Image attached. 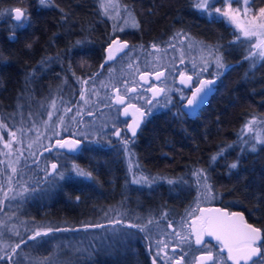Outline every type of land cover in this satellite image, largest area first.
Returning a JSON list of instances; mask_svg holds the SVG:
<instances>
[{
	"label": "trees",
	"instance_id": "16d2710c",
	"mask_svg": "<svg viewBox=\"0 0 264 264\" xmlns=\"http://www.w3.org/2000/svg\"><path fill=\"white\" fill-rule=\"evenodd\" d=\"M116 1L119 11L136 23L129 35L136 38L132 45L138 53L149 45L163 47L176 35L214 49L225 68L217 80L220 68L202 77L214 81L215 93L194 117L183 112L178 101L152 114L129 143L127 156L96 148L85 140L77 164L90 177L68 176L44 189L39 175L32 178L31 185L39 184V189L29 195L27 220L68 230L88 223L90 228L84 230L89 236L87 251L70 252L66 259L60 258L61 264H152L149 238L141 225L148 220L172 222L183 217L205 184L211 186V204L240 210L256 227L264 228V142L252 147V139L243 135L249 120L264 119V58L245 59L249 54L245 40H238L233 27L202 9L198 0ZM249 4L258 9L264 7V0H250ZM12 6L23 9L21 20L27 17L23 27L2 17ZM115 20L105 12L102 0H45L43 4L40 0H0L2 119L12 125L16 120L22 122L20 117L29 112L41 118L43 103L55 92L62 101L70 98L80 100L77 104H89L88 97L78 98L77 94L88 78L92 47L101 44L93 38L103 42L105 36L118 35L113 29ZM28 86L33 95L30 104L25 101ZM13 98L16 104L7 103ZM71 126L62 134L72 131L77 135V125ZM49 137L53 139L51 134ZM129 155L141 181L127 167ZM234 162L238 167L231 169ZM26 170L21 167L16 179ZM200 170L207 174V181L197 175ZM114 207L122 208L128 220L99 221L102 213L113 214ZM98 222L102 227H95ZM110 226L124 228L107 243H100L99 233ZM48 242L42 241L39 247ZM16 264H23L21 257Z\"/></svg>",
	"mask_w": 264,
	"mask_h": 264
},
{
	"label": "rangeland",
	"instance_id": "374dc122",
	"mask_svg": "<svg viewBox=\"0 0 264 264\" xmlns=\"http://www.w3.org/2000/svg\"><path fill=\"white\" fill-rule=\"evenodd\" d=\"M198 2L203 5L205 0H198ZM249 3L250 0L246 5L242 2H236V0H208V7L201 8L208 13L224 18L233 27L232 29L237 36L245 40L248 51L251 49L252 52L256 53L254 57L262 60L264 57L259 54L264 49L256 48L254 45L264 40V29L258 27L260 24H264V18H261L259 14V10L264 7L253 9ZM102 5L106 13L116 19L117 26L121 24V26H118V30L123 27H132L133 24L136 25V23H133V19L119 11L120 7L116 0H102ZM215 8H219L221 12L216 13ZM16 9H20L23 13V9L15 6L4 10L2 13V17L12 19L14 26H18L20 23L15 19ZM224 12L229 13L228 17L222 16ZM122 21L123 23H121ZM243 30L256 31L257 35L245 37ZM164 45L163 47L159 46L160 48L152 51L145 58H134L132 52H128V55H125L119 62L122 70H119L109 81L110 90L104 93V96L99 97L94 106L90 103L87 105L78 104L75 113H71L73 108L65 107L62 99L55 92L51 93L47 102L43 103L44 109L41 112V114L43 113L41 118H34L31 112L26 117H20L22 122L33 123L31 127L18 122V120H16L17 123L13 122V127H10L3 119L0 120V141L3 153L1 157L2 167L0 168L4 170L1 171L0 180L2 185L0 190L6 194L8 193V195L23 197L29 194L32 195L31 191L35 192L39 189V184L35 188L31 185L32 178L36 179L38 175L43 179L41 180L42 189L53 183L58 184L67 179L68 176L78 177L79 172L82 171L81 168L72 167L68 161H63V157L59 155L54 145L57 140H61L62 131H67V127L71 126L72 123H74V127L77 125L78 137L84 140L89 139L92 142L102 131V138L109 136L114 131L113 125L118 126L124 123L131 125V121L126 123L119 118L120 111L115 108V104H120L117 103V97L125 96L129 98L128 101H135L146 111L149 110V113L155 112L164 109L162 106L171 103L173 93H176L179 99L184 98L185 86L181 83L182 78L189 79L191 77L189 82H191V86H195L203 79L204 73H215L214 71L218 69L215 63L217 55H215L214 49L205 47L197 41L187 39L182 35H176ZM221 73L222 69L220 68L215 80L218 79ZM160 89L162 91H157ZM263 120L253 118L244 127L243 135H248L252 139V147L264 142ZM65 124H67V127ZM50 134L53 139L49 137ZM42 149L50 150L41 154ZM48 156H51V158L47 159ZM26 161H29L32 165L35 163L36 166H32L33 168L25 174L21 172L18 179H16L21 167H25ZM38 163L40 164L38 165ZM53 163L57 165L56 170L51 168ZM126 163L127 167H130L129 170L134 179L141 181L140 177L134 176L138 173H135L134 167L136 165L130 155ZM59 172L63 173V179L57 175ZM24 179H27L25 183ZM45 180L47 181L44 182ZM212 198L208 189L202 187L194 207L185 213L183 217L176 218L172 222H163L157 219L148 220L146 224H142L143 231L149 238L147 243L151 253L153 254L154 250V255L156 253H159V256L166 255L169 246L173 244L174 233L189 227L191 220L198 214V208L210 204ZM113 209V214L102 213L99 221L105 220L107 222L110 221L109 219L124 220L126 218L128 220V214L122 208L114 207ZM85 224L88 223L85 222L84 226L72 230L61 228V231H57L59 228H55L53 224L32 223L29 220L24 221L22 218L17 217L14 219L8 218V216L1 217L0 259L9 256L5 252L11 245L15 246V249H13L15 251H11V253L14 257H17L16 260L21 257L23 264H61L63 259L60 258L65 257L64 259H66L71 255L70 252L86 250L85 245L89 236L84 231L88 227ZM98 224L103 225L102 222H98ZM120 227L110 226L107 232H100L98 237L96 233L95 238L97 237L102 244L107 243L109 237L113 238L118 235L119 229L124 228V226ZM37 232L40 235L37 236ZM47 240L49 241L47 245L45 244L42 248L39 247L42 241ZM95 240H92V243ZM17 244L20 247L17 248ZM61 249H63V254ZM61 254L62 256H60Z\"/></svg>",
	"mask_w": 264,
	"mask_h": 264
},
{
	"label": "flooded vegetation",
	"instance_id": "af4514ba",
	"mask_svg": "<svg viewBox=\"0 0 264 264\" xmlns=\"http://www.w3.org/2000/svg\"><path fill=\"white\" fill-rule=\"evenodd\" d=\"M106 12V11H105ZM109 14V13H108ZM123 23V21L121 22ZM118 26H121L118 25ZM118 26L113 28L115 32L117 31L116 36L113 37H104L101 42V39L94 37V41L97 42L99 40V45L93 46L92 48V53H93V58L92 61L89 63L87 66L88 70V78L86 79L87 83H82L81 89L79 93L77 94L78 98H86L88 97L90 100V104L94 106V104L97 103V99L101 97L102 95L104 96V93L108 92L110 90L109 86V81L115 76L116 73H118L119 70H122L119 66V62L123 59L125 56V53L132 52V55L134 58H145L147 57L152 51L157 50V48H160L159 45H149L145 47L146 50H144L143 47H141L140 50L141 52L138 53V51L134 48L132 45V41H135L136 38L134 36L129 35V33L136 28V25L133 24L132 27H123L121 30H118ZM184 37V36H183ZM118 40L119 45L117 46V49L115 51H112L110 55L113 57V59L108 60V56L106 55V51L109 47V45L112 43L114 40ZM138 39V38H137ZM139 39H142V37H139ZM143 41V40H142ZM126 42L128 47L124 48L123 51H121V47L123 46L120 43ZM100 49V52L98 53V50ZM146 51V52H145ZM98 53V54H97ZM107 61V62H106ZM103 65V67H101ZM188 79V78H186ZM0 80H1V74H0ZM189 80V79H188ZM203 82L207 81H212L208 80L203 77L201 80ZM26 82H29V77L26 78ZM29 84V83H28ZM200 83L196 84L195 86H191V82L189 84H184V98L179 99V96L176 95V93H173L172 97L173 100L171 103L168 105L162 106L164 108L173 105L175 103H180V109L182 110V105L186 102V100L191 96L193 90L199 85ZM207 85V84H206ZM214 85V86H212ZM214 89L215 88V83L208 85ZM27 90H29L25 94V101L30 104L32 103L33 95L31 89L28 87H25ZM131 89V88H130ZM88 95V96H87ZM124 98V103L123 104H115V108L118 110L119 109V118H121L123 121L126 123L128 121H131V125L134 122L139 123V127L136 129V134L137 132L143 127V125L147 122V120L151 117L152 114L160 111H155L151 112L149 110L143 109L137 102L135 101H128L129 98ZM21 99V96H20ZM67 100L62 101L63 105L65 107H70L72 102L74 104L72 105L73 108H76L77 103L80 101H73V100ZM178 101V102H177ZM11 102L12 104H16L17 100L15 98L8 99L7 103ZM127 106H134L138 111L139 115H132V116H124L122 114V111L127 107ZM0 107H1V94H0ZM74 108V109H75ZM183 111V110H182ZM184 112V111H183ZM1 113V112H0ZM0 120H2L1 114H0ZM4 121V120H3ZM5 122V121H4ZM8 124L10 127L13 125L5 122ZM25 123L24 125L30 126L32 125ZM74 127V124L72 125ZM71 126V129H74ZM129 124H119L118 126H115V129H119L121 131V137L128 139L130 142L132 141L133 137L131 136V129L128 127ZM114 129V128H113ZM114 129V130H115ZM113 133V132H112ZM110 133L109 136H105L102 138L103 131L99 132L98 137H96L92 141V146L96 148H100L104 151H109V152H116L119 153L120 155L127 156L129 153V143L125 145L123 143L122 138H118L115 135ZM67 138H75L78 140H81L83 143L82 148L78 152H72V153H67L59 148L58 145L54 144L56 149L58 150L59 155L63 157L66 161H68L69 164L72 165V167H80L77 164V158L81 154V150L85 146V140L82 139L81 137H78L74 132L70 131L69 133L67 132L65 135L62 136L61 140L67 139ZM1 140V139H0ZM16 145V144H15ZM29 147V145H28ZM14 151V148L12 149ZM46 149L41 150V154L43 152H46ZM2 149H1V141H0V167H2ZM40 154V155H41ZM49 156L47 157V159ZM125 158V157H124ZM62 159V160H63ZM58 160V159H57ZM56 160V161H57ZM59 161V160H58ZM40 163H38L39 165ZM35 163H30L29 161L25 162V167H27L26 171H30L31 167L34 166ZM68 165V164H67ZM36 166V165H35ZM1 171H4L3 168H0V177H1ZM134 176H137L134 174ZM29 180V179H28ZM27 181V179H24V183ZM1 180H0V188H1ZM121 187L124 188V185ZM32 192V191H31ZM117 193V192H116ZM121 193H124V189L121 190ZM30 195V194H29ZM29 195H25L23 197H16L13 195H8L4 191L0 190V218L8 216V218H22L24 221L28 219V203L29 201ZM120 199V198H119ZM118 199V200H119ZM211 206H219V205H214V204H207L200 206L198 208V214L193 220H196L198 217L203 216L200 212L201 208L203 207H211ZM194 207V206H193ZM221 207V206H220ZM223 209L228 210L229 214H232L234 212H239L240 210H231L227 209L224 207H221ZM242 212V211H240ZM243 213V212H242ZM244 214V213H243ZM191 220V225L187 228H184L183 230L176 231L174 233V240L173 244L169 246L168 253L163 256H159V253L154 255V250L153 254L151 253L153 263L152 264H201L200 257L201 256H207L209 254L212 255L213 259L211 261H205L204 264H235L233 260L228 259V250L226 247L223 246V244L220 241H217L216 239H213L212 236H209L207 234L202 235V243L196 244L195 239H196V232L195 228L192 224ZM244 221L248 224L253 225V227H256L250 220H248L244 214ZM259 228V227H256ZM261 229V240L257 242L255 247L260 248V256H253L251 260H241L240 264H253L254 261L257 262V264H264V228H259ZM173 232V230H172ZM15 246H9L7 252L9 258H1L0 259V264H16V259L13 256V253L11 251H15L13 249ZM5 252V254L7 253ZM167 252V251H166ZM162 254V253H160Z\"/></svg>",
	"mask_w": 264,
	"mask_h": 264
},
{
	"label": "snow or ice",
	"instance_id": "6c2138e0",
	"mask_svg": "<svg viewBox=\"0 0 264 264\" xmlns=\"http://www.w3.org/2000/svg\"><path fill=\"white\" fill-rule=\"evenodd\" d=\"M40 2L43 4L45 0H40ZM236 2H242L243 4L246 5L248 0H236ZM201 7L207 8L208 0H205L204 4L201 5ZM15 11L17 13L15 19L20 22L18 26L23 27L25 20H27V17H25V20H21V16L23 15V13L21 12L20 9H16ZM215 12L220 13L221 10L219 8H215ZM259 14L261 18H264V8H261L259 10ZM228 15H229L228 12L222 13L223 17H228ZM258 27L264 29V24H260ZM243 35L245 37L255 36L257 35V32L252 30H243ZM237 39L239 40L240 38L237 37ZM112 43H117V41L114 40L112 41ZM254 46L256 48L264 49V40H261L259 43L255 44ZM127 47L128 45L125 42L120 50L123 51V49ZM107 51L111 53L112 51L111 44L109 45ZM125 55H128V53H125ZM259 55L261 57H264V50H262ZM254 56H256V53L252 52L251 49H249V54L245 56V59H252ZM111 59H113V57L109 54L108 60ZM215 63L218 68L221 69L225 68V65L222 62V58L220 56L216 57ZM253 63H255V61H253ZM261 63L264 64V60H262ZM129 66L131 67V65ZM101 67H103V65H101ZM157 75L159 76L160 74L158 73ZM189 79H191V77H189ZM183 82L184 81L182 79L181 83ZM85 83H87V81H85ZM199 83L200 86L195 88L192 94V98L188 99L187 101V104L192 107V110H195L197 107H199V105L203 102L204 98L211 91V88L206 87V84L211 85L213 84V81H207V82L200 81ZM117 91H119V89H117ZM157 91H162V89ZM117 103L123 104L124 98L117 97ZM124 113L125 115H127V109L124 110ZM128 127L131 129V136L135 137L136 129L139 127V123L134 122L132 125H129ZM113 128L115 129V125H113ZM112 134L118 138H122L121 131L119 129H115ZM122 139L125 145H127L130 142L126 138H122ZM77 143L78 141H71V142L67 140L56 141V144L60 148L72 147V145H75ZM46 150H50V149H46ZM253 150L255 149L253 148ZM213 159H215V157ZM237 167H238V163L235 162L230 165L231 169H236ZM51 168L53 170H56L57 165L53 163L51 164ZM13 171H15V169H13ZM57 175H59L61 179H63L62 172L57 173ZM79 175L90 177V173L86 174L82 171L79 172ZM197 175H199L204 181H207L208 179L207 174L204 173L203 170H200V172L197 173ZM205 187L210 190L211 186L205 184ZM233 218H237V219H233ZM149 223H151V221H149ZM192 224L196 232V239H195L196 244L202 243L203 234L214 236L217 241H220L223 244V246L227 248L228 259L233 260L235 264H240L241 260H251L253 256H260V248L255 247L254 245H256L257 242L261 240V229L253 227V225L246 223L243 219L242 213H232L231 217H229L228 214L226 213L223 216H216V217L200 216L196 220H193ZM95 227H102V225H95ZM130 227H136V225H130ZM57 231H61V229H57ZM36 235L38 236L40 235V233L37 232ZM16 247L18 248L20 247V245L17 244ZM212 259L213 257L211 254L200 257L201 264H204L205 261H211ZM253 264H257V262L254 261Z\"/></svg>",
	"mask_w": 264,
	"mask_h": 264
},
{
	"label": "water",
	"instance_id": "95a60500",
	"mask_svg": "<svg viewBox=\"0 0 264 264\" xmlns=\"http://www.w3.org/2000/svg\"><path fill=\"white\" fill-rule=\"evenodd\" d=\"M115 41H117V43H111L112 51H115L117 49V46L119 45L118 40L116 39ZM124 43L125 42L120 43V44L123 45ZM109 54L110 53L108 51H106V55L109 56ZM182 79L184 81L183 84H188L189 83V80L188 79H186V78H182ZM199 86H200V84L197 87H199ZM206 87L211 88V91L204 98L203 102L199 105V107H197L195 110H192V107L187 104L188 99H191L192 98V94H193V92H194L195 89L193 90L191 96L182 105V110L186 114H188L189 116L194 117L198 113V111L200 109H202L210 101V99L214 95L215 89L212 88V87H210V86H208V85H206ZM125 109H127V115H125V113H124V110ZM125 109L122 111V114L124 116L139 115V111L134 106H127ZM64 140H67L69 142H71V141H78V143L75 144V145H72V147H64V148H60L59 147L61 150L65 151L67 153L78 152L82 148V146H83L82 141L81 140H78V139H75V138H67V139H64ZM200 212H201V214L204 217L223 216L225 213L228 214L229 217H231V214L228 213V210L223 209L220 206L203 207V208H201ZM234 213H242V212L239 211V212H234ZM233 219H237V218H233ZM243 219H244V214H243ZM212 238L213 239H216L214 236H212Z\"/></svg>",
	"mask_w": 264,
	"mask_h": 264
}]
</instances>
